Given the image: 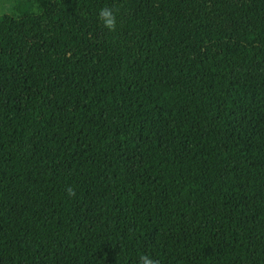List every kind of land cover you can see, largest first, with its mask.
Returning a JSON list of instances; mask_svg holds the SVG:
<instances>
[{"label": "trees", "instance_id": "16d2710c", "mask_svg": "<svg viewBox=\"0 0 264 264\" xmlns=\"http://www.w3.org/2000/svg\"><path fill=\"white\" fill-rule=\"evenodd\" d=\"M14 10L0 16V264H264V0Z\"/></svg>", "mask_w": 264, "mask_h": 264}, {"label": "clouds", "instance_id": "9594fccd", "mask_svg": "<svg viewBox=\"0 0 264 264\" xmlns=\"http://www.w3.org/2000/svg\"><path fill=\"white\" fill-rule=\"evenodd\" d=\"M118 8L105 6L100 9L98 19L102 23L103 27L109 32H115L117 29V14ZM69 196L75 195V190L72 188L67 189ZM139 264H158V261L148 255H141L139 257Z\"/></svg>", "mask_w": 264, "mask_h": 264}, {"label": "rangeland", "instance_id": "374dc122", "mask_svg": "<svg viewBox=\"0 0 264 264\" xmlns=\"http://www.w3.org/2000/svg\"><path fill=\"white\" fill-rule=\"evenodd\" d=\"M41 10L35 6L32 13L38 14ZM2 15H15L18 16V13L14 10V0H0V16Z\"/></svg>", "mask_w": 264, "mask_h": 264}]
</instances>
